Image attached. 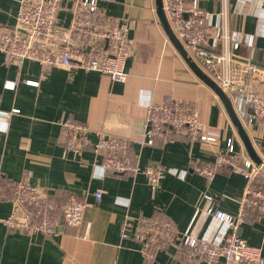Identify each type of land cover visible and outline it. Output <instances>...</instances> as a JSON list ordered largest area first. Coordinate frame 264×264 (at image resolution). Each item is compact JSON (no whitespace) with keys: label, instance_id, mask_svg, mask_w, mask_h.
I'll return each instance as SVG.
<instances>
[{"label":"crops","instance_id":"0c3cea01","mask_svg":"<svg viewBox=\"0 0 264 264\" xmlns=\"http://www.w3.org/2000/svg\"><path fill=\"white\" fill-rule=\"evenodd\" d=\"M73 1L61 0L60 26L69 24ZM97 4L107 15L127 20L132 50L123 63L125 82H111L96 72L42 68L34 61L17 66L0 53V173L7 183L28 174L33 186L59 202L75 197L85 204L81 225L64 228L56 238L7 230L0 222V264H184L170 247L159 251L155 260L144 261L134 241L121 239V222L159 216L180 232L189 228L195 237L218 245L227 229H218L216 220L203 212L208 205L203 196L209 195L216 209L226 214L237 211L246 186L241 175L221 166L207 181L191 169L214 163L218 154L225 153L227 139L244 158L249 157L217 96L195 76L165 35L155 0H98ZM199 6L221 13L224 0H199ZM17 8V0H0V27L14 25ZM224 19L229 35L244 38L228 65L227 77L233 86L242 82L259 92L264 84V1L226 0ZM222 48L219 41L212 51L221 55ZM247 60L258 63L255 66L263 72L249 81L240 64ZM199 67L216 82L225 78L222 62ZM228 91L235 94L231 88ZM171 99L193 107L216 142L139 143L145 140V106ZM67 117L85 124L92 142L96 133L127 142L140 169L160 167L163 178L154 195L142 172L91 179L100 157L90 150L80 157L64 151L59 122ZM244 129L257 155L263 157L264 128L248 123ZM96 190L102 191L98 202L93 197ZM2 194L0 219L11 210L8 192L4 189ZM237 234L264 257V220L252 215Z\"/></svg>","mask_w":264,"mask_h":264},{"label":"built area","instance_id":"2783aa9c","mask_svg":"<svg viewBox=\"0 0 264 264\" xmlns=\"http://www.w3.org/2000/svg\"><path fill=\"white\" fill-rule=\"evenodd\" d=\"M235 1L244 4L264 0ZM97 2L74 0L69 24L63 27L57 21L62 9L61 0H17L14 25L0 27V53L8 63L17 66L24 61H34L42 68L96 72L111 82H125L127 74L123 63L132 50L127 20L107 15ZM225 5L226 0L221 13H209L200 8L199 0H162L167 24L192 60L199 66L210 65L213 61L224 63L225 78L216 83L231 98L243 128L248 123L264 128V84L257 92L242 82L233 86L227 77L228 65L234 61L233 54L244 38L236 33L228 34ZM219 41L223 53L215 55L212 48ZM240 64L248 81L263 73L249 60ZM26 83L37 85L33 81ZM230 88L234 95L228 91ZM145 112V140L140 141L141 144L153 146L157 142L165 144L179 139L216 142V137L200 123L196 110L186 103L174 99L161 104L148 103ZM4 117L7 119L6 115ZM59 131L65 152L80 157L90 150L100 157L92 167L91 179L142 172L152 195L159 188L163 170L137 167L127 142L103 133H96L97 139L92 142L88 127L70 117L59 122ZM260 159L264 163V156ZM221 166L246 181L233 215L216 209L209 195L203 196L208 202L203 212L216 220L218 229H227L221 244L213 245L207 239L197 238L189 228L180 232L168 219L154 216L135 222L125 218L119 227L121 239L134 241L144 261L155 260L159 251L170 247L184 264H264L260 249L249 246L237 234L239 227L252 215L264 220V187L259 182V177L264 179V173L250 158H244L235 150L231 139H227L225 153L218 154L214 163L199 164L191 170L210 181ZM2 189L8 192L6 198L11 203L9 215L0 219L7 230L26 235L41 234L51 239L62 235L66 227L81 225L85 207L82 201L75 197L64 202L51 199L46 191L30 183L28 174L7 183L0 173V200L4 198ZM93 197L98 202L102 191H94Z\"/></svg>","mask_w":264,"mask_h":264},{"label":"water","instance_id":"95a60500","mask_svg":"<svg viewBox=\"0 0 264 264\" xmlns=\"http://www.w3.org/2000/svg\"><path fill=\"white\" fill-rule=\"evenodd\" d=\"M155 7H156V14L158 21L167 36L170 43L173 45L175 50L178 52V54L181 56V58L184 60V62L187 64V66L191 69V71L195 74V76L203 83L205 84L219 99L221 102L229 120L231 121V124L233 125L237 136L243 145V148L250 158V160L259 167L262 172L264 173V163L260 159V157L255 152L248 136L243 128V125L241 124L240 119L238 118L235 109L229 100L226 93L221 89V87L210 77H208L201 69L200 67L192 60V58L187 54V52L184 50V48L181 46L179 41L175 38L173 33L171 32L167 21L164 16L163 12V6H162V0H155ZM256 66H260L258 63H254Z\"/></svg>","mask_w":264,"mask_h":264},{"label":"trees","instance_id":"16d2710c","mask_svg":"<svg viewBox=\"0 0 264 264\" xmlns=\"http://www.w3.org/2000/svg\"><path fill=\"white\" fill-rule=\"evenodd\" d=\"M229 170V169H228ZM259 182L263 185V187H264V179L262 178V177H259ZM50 198L51 199H54V200H58L57 198H55L54 196H50ZM67 199H69V198H67ZM66 199V200H67ZM79 201H82V200H80L79 198H77ZM65 200V201H66ZM155 217H157V218H161V217H159V216H155Z\"/></svg>","mask_w":264,"mask_h":264},{"label":"rangeland","instance_id":"374dc122","mask_svg":"<svg viewBox=\"0 0 264 264\" xmlns=\"http://www.w3.org/2000/svg\"><path fill=\"white\" fill-rule=\"evenodd\" d=\"M214 80V79H213ZM215 81V80H214ZM216 82V81H215ZM227 95V94H226ZM228 96V98H229V100H231V98L229 97V95H227ZM239 139V138H238Z\"/></svg>","mask_w":264,"mask_h":264}]
</instances>
